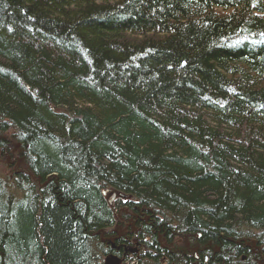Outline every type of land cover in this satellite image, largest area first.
Here are the masks:
<instances>
[{
	"label": "trees",
	"instance_id": "trees-1",
	"mask_svg": "<svg viewBox=\"0 0 264 264\" xmlns=\"http://www.w3.org/2000/svg\"><path fill=\"white\" fill-rule=\"evenodd\" d=\"M123 1L0 0V158L24 165L0 181V264H190L199 242L232 264L261 241L264 0ZM104 188L142 212L121 240Z\"/></svg>",
	"mask_w": 264,
	"mask_h": 264
},
{
	"label": "bare ground",
	"instance_id": "bare-ground-1",
	"mask_svg": "<svg viewBox=\"0 0 264 264\" xmlns=\"http://www.w3.org/2000/svg\"><path fill=\"white\" fill-rule=\"evenodd\" d=\"M107 2H109V3H107ZM94 3H95V5H98V6H102V5L107 4L108 6L121 7L122 5H126L125 1H123V0H95ZM10 129L8 131V134L11 132ZM12 158H13V164H19L20 161H23L20 156H17L16 158H14V157H12ZM102 192H103V197L107 200V203L110 207H114L115 205H117L118 200H126L128 198L123 192H121L120 190L115 189V188L114 189L104 188L102 190ZM112 197H114V199L112 201H110V199ZM117 206H118V209H115L114 211L117 215L119 222L113 227L112 232H113V234L114 233L118 234V238H119V240H121L122 239L121 237H124L125 234H127L129 232V231L127 232V230L129 228L138 229L137 217H140V215H142V212L134 211L131 208H125V207L120 208L119 205H117ZM157 213L160 217L161 216L160 213L159 212H157ZM152 216L155 217L156 213H153ZM147 219H149V218H147ZM166 222H167V229L168 230H165L164 234H165V237L169 238L168 239L169 242L171 240L169 248H172V245H171L172 244V237L175 233H180L182 231L184 224L183 223L181 224L180 222H177V223L173 222V219L172 220L167 219ZM121 225H124L126 227L122 228ZM230 234L231 235H229L228 233H225V235H224V238L228 242H231L230 239H233L235 237L234 236L233 238H231V236H233L232 235L233 233L230 232ZM254 234H255V236L253 234L250 235V233L248 232L247 235L241 236L240 240H242V241H240V242H248L249 243V244L247 243L248 248L246 247V248L238 249L237 252H235V261L232 264H256V262L260 263L262 260L264 261V257L260 258L261 253L264 252V243H263L264 234L261 236V241H259V239L257 237V232H255ZM103 235L104 236L102 237V239L107 240L105 238V234H103ZM199 235H198V237H200ZM111 239H112V242H115L114 238H111ZM202 244H203V242H199L193 248L183 249V251L194 253L193 260H192L193 263H190V264H211V263L229 264L230 263L231 260L229 261L227 259V251L226 250H223L218 245H215L212 247V245L207 246L204 244L205 246L203 247ZM125 245H126L125 240H123L122 246L124 248V254H126L127 256H129L132 259H135V253L133 250L134 247L125 246ZM135 246L140 247V243H137ZM141 254H144V253H141ZM178 258H181V256L178 255ZM194 261H197V263H194ZM159 264H169L166 256H162Z\"/></svg>",
	"mask_w": 264,
	"mask_h": 264
},
{
	"label": "rangeland",
	"instance_id": "rangeland-1",
	"mask_svg": "<svg viewBox=\"0 0 264 264\" xmlns=\"http://www.w3.org/2000/svg\"><path fill=\"white\" fill-rule=\"evenodd\" d=\"M0 128H1V125H0ZM12 131L8 134V139L11 140V144L9 146L10 149H12V151L15 152L16 148H17V143L14 142V139L10 136L12 135ZM11 153L9 154H6L4 156H2V158H0V181L5 183L8 179L11 178V173H10V170L11 169H19V168H23L24 165H23V162L22 164L19 163V164H13V158L10 156ZM26 169L28 168H25V171ZM104 264H121V259L120 257H109L107 260H105ZM256 264H264V261L262 260L260 263H257Z\"/></svg>",
	"mask_w": 264,
	"mask_h": 264
},
{
	"label": "water",
	"instance_id": "water-1",
	"mask_svg": "<svg viewBox=\"0 0 264 264\" xmlns=\"http://www.w3.org/2000/svg\"><path fill=\"white\" fill-rule=\"evenodd\" d=\"M114 199V197H112L111 199H110V201H112Z\"/></svg>",
	"mask_w": 264,
	"mask_h": 264
}]
</instances>
